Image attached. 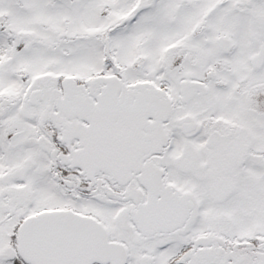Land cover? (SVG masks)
Wrapping results in <instances>:
<instances>
[{
  "label": "snow or ice",
  "instance_id": "1",
  "mask_svg": "<svg viewBox=\"0 0 264 264\" xmlns=\"http://www.w3.org/2000/svg\"><path fill=\"white\" fill-rule=\"evenodd\" d=\"M0 264H264V0H0Z\"/></svg>",
  "mask_w": 264,
  "mask_h": 264
}]
</instances>
